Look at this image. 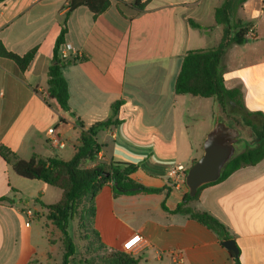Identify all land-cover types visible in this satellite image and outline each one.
Returning a JSON list of instances; mask_svg holds the SVG:
<instances>
[{"label": "crops", "instance_id": "0c3cea01", "mask_svg": "<svg viewBox=\"0 0 264 264\" xmlns=\"http://www.w3.org/2000/svg\"><path fill=\"white\" fill-rule=\"evenodd\" d=\"M69 1L0 3V43L19 56L36 49L25 71L0 57V147L23 160L37 155L68 161L81 131L107 120L111 106L122 100L118 119L123 123L98 132L102 150L93 165L136 164L137 182L165 190L115 198L112 188L105 187L96 198L93 222L102 243L122 252L123 243L140 233L144 244L130 252L138 264H236L216 232L189 215L162 208L164 202L174 210L188 192L186 182L168 177V168L183 164L189 169L202 156L203 142L213 128L214 122L205 135L194 139L186 122L189 112L199 115L209 108L213 116L218 114L213 98L175 93L186 53L213 48L206 45L209 30L204 20L211 24L206 28L221 33L214 47L221 41L222 26L213 7L203 12L199 0H141L145 6L138 9L131 5L134 0H111L109 9L97 16L84 5L74 9L65 42L82 52L84 59L63 68L69 86L66 112L49 98L48 69ZM224 1H217L216 8ZM236 19L249 26L253 37L247 34V41L226 52L225 85L242 90L248 111L264 114V0H246ZM190 20L202 29L192 27ZM51 128L65 140L64 148L49 143ZM1 197L13 202H0V264H31L45 258L48 251L39 250V244L44 238L51 250L48 229L53 226L42 204L59 202L62 190L19 177L0 155ZM190 206L208 212L227 228L240 264H264V159L205 187ZM29 213L34 217L31 221ZM36 224H44L45 236Z\"/></svg>", "mask_w": 264, "mask_h": 264}, {"label": "trees", "instance_id": "16d2710c", "mask_svg": "<svg viewBox=\"0 0 264 264\" xmlns=\"http://www.w3.org/2000/svg\"><path fill=\"white\" fill-rule=\"evenodd\" d=\"M5 0H0V3ZM246 0H225L215 9V20L222 26V38L218 46L209 49L191 50L183 58L180 73L175 83V93L178 95H190L193 97L213 98L221 110L220 118L232 126H237V119L232 114L240 115V122L251 130L250 138L240 137L237 152L234 158L226 165L218 181L202 186L196 196L190 197L188 192L183 196L181 203L170 211L166 204L162 208L171 214H186L201 224L216 232L224 241L231 240L227 228L206 211H197L190 204L195 202L201 191L210 185L220 183L237 170L255 166L264 159V114L262 112H250L245 107L244 96L240 88L228 89L225 85V66L223 58L232 45H241L247 41L249 26L236 19L239 9ZM87 6L95 16L106 12L111 0H70L65 20L62 24L59 36L55 41L53 58L48 69V93L49 98L56 101L58 106L66 112L70 111L69 86L63 75L65 64L59 59V48L65 42L68 32L67 20L74 9L79 6ZM132 6L143 9L145 4L141 0H134ZM190 25L202 29L201 25L193 20ZM36 49L24 56H19L8 51L0 43V57L13 60L21 71H25L34 59ZM123 101L119 100L111 106V116L104 121L97 122L87 130H82L77 140L76 151L70 160L59 157L42 159L34 155L29 160L19 158L8 148L1 146L0 155L11 164L15 173L27 180H41L45 184L62 190L59 202L51 205L42 204L47 209V220L53 227L59 230L63 237L62 264H71L72 257L76 254L75 243L69 233L71 222L78 216L82 227L86 228L91 240L95 241L101 251H108L106 256L97 264H138L139 259L130 253L115 252L109 250L101 241L99 232L93 227L96 216V198L107 186H110L115 198L122 195L159 194L165 189L146 187L133 178L138 166L127 162L98 163L102 146L97 142L99 131L112 126H120L123 121L118 119L120 107ZM225 114V117H224ZM226 118V119H225ZM78 127L83 128L80 122ZM197 160H194L192 165ZM93 165V166H92ZM0 202L12 203L8 197H1ZM50 243V241H49ZM51 244V243H50ZM52 245V244H51ZM236 264H240L239 253L233 254Z\"/></svg>", "mask_w": 264, "mask_h": 264}, {"label": "rangeland", "instance_id": "374dc122", "mask_svg": "<svg viewBox=\"0 0 264 264\" xmlns=\"http://www.w3.org/2000/svg\"><path fill=\"white\" fill-rule=\"evenodd\" d=\"M217 1H224V0H199V4L201 6V9L203 12H205V9H209L210 7H213L214 11L217 7ZM221 2V3H222ZM204 17H207V14L204 15ZM205 30H209V35L207 37V47H214L217 45V36H220L221 33L217 30L212 31V28H206L209 24V20H204ZM207 23V24H206ZM211 104V103H210ZM218 114H215L213 116V112L211 113L209 108L204 109L203 114L197 115L194 111L191 110L188 114L187 124L191 128V135H193L194 139H198L199 135H205L207 133V127L210 126L214 122V117L219 115L221 116V110L218 109ZM232 116L239 121L237 122V127L241 131V137L243 138H250L251 137V130L244 126L240 122V115L238 113L232 114ZM225 117V114H224ZM226 119V118H225ZM224 120V118L222 119ZM227 120V119H226ZM225 120V121H226ZM227 122V121H226ZM103 138V137H102ZM71 144V143H70ZM68 145L69 148H71V145ZM238 148V147H237ZM191 166H189L190 168ZM193 204V203H192ZM79 216V215H78ZM78 216L75 218L73 222H71L69 226V233L75 243L76 246V254L72 257L71 264H97L100 263V259L103 258V256L107 255L106 251L99 250L98 246L95 245V241L91 240V235L88 234V231L86 228L82 227L81 221L78 220ZM36 229H40V235L43 236L46 235V228L44 224H36ZM53 229H48V235H49V241L52 248L50 250L47 242L43 240L44 238H41V243L39 244V250L41 251H48L45 258L36 259L31 262V264H62L63 259V237L62 234L59 232L58 229L55 227H52Z\"/></svg>", "mask_w": 264, "mask_h": 264}, {"label": "water", "instance_id": "95a60500", "mask_svg": "<svg viewBox=\"0 0 264 264\" xmlns=\"http://www.w3.org/2000/svg\"><path fill=\"white\" fill-rule=\"evenodd\" d=\"M241 131L218 115L213 128L203 142V154L188 169L186 185L190 197L196 196L198 190L207 184L219 180L226 165L231 161L240 142ZM232 254L238 255V248L234 240L222 242Z\"/></svg>", "mask_w": 264, "mask_h": 264}, {"label": "built area", "instance_id": "2783aa9c", "mask_svg": "<svg viewBox=\"0 0 264 264\" xmlns=\"http://www.w3.org/2000/svg\"><path fill=\"white\" fill-rule=\"evenodd\" d=\"M250 37H253V32L250 31L248 33ZM59 59L64 63H70V62H79L84 59V56L82 52L77 51L74 49V47L64 42L60 48H59ZM49 135V143L54 148H64L66 145V142L63 138L60 137V135L57 133L56 129L51 128L48 130ZM188 168L183 164H177L174 166H171L167 170V175L170 179L173 180H179L182 179L184 182H186V174H187ZM29 219L30 221L34 218L32 213H29ZM27 225H29V222H27ZM145 242L143 236L140 233L133 234L131 237H129L122 245V251L126 253H130L134 251L136 248L143 245Z\"/></svg>", "mask_w": 264, "mask_h": 264}]
</instances>
